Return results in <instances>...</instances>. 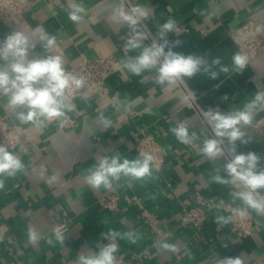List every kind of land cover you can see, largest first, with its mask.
Wrapping results in <instances>:
<instances>
[{"label":"crops","instance_id":"1","mask_svg":"<svg viewBox=\"0 0 264 264\" xmlns=\"http://www.w3.org/2000/svg\"><path fill=\"white\" fill-rule=\"evenodd\" d=\"M32 2L31 10L18 22L0 20V39L14 31L33 36L39 25L45 33L55 36L56 50L63 56L66 70L77 66L83 58L108 55L115 56L121 68L109 78L108 94L88 99L68 97L74 110L67 117L74 124L67 127L60 121L46 127L21 124L7 107L6 98L0 97V117L5 115L9 122L27 129L20 145L12 150L24 163V169L13 177H0L4 179V188L0 189V225L8 228L0 240V264H74L78 254L107 243L100 234L110 229L138 234L135 244L126 239L117 241L122 264H216L221 257H239L241 264H264V215L247 209L253 216L254 231L243 237L237 235L228 214L218 209L207 211L199 227L181 222L183 211L195 204L196 192L223 199L236 208L245 207L230 194L234 191L230 186L211 182L214 170L223 161L209 160L200 153L203 139L211 135L202 113L210 106H219L225 112L239 109L256 92L264 90V53L247 63L240 74L230 71L211 80L200 73L173 86H161L155 82L154 70L136 76L122 66L126 55L137 52H124L128 27L111 19L118 0ZM72 2L83 4L86 9L78 24L68 19V5ZM125 3L149 10V19L143 21V30L149 33L145 43L156 37L160 24L172 19L177 28L167 38L183 41L175 51L205 55L209 63L219 57L230 69L232 56L240 53L231 38L233 29L253 16L264 21V0ZM32 54H43L39 43ZM218 67L214 70L218 71ZM225 93L229 99L221 101ZM101 116L110 121L107 129ZM262 116L264 112H259L253 122ZM182 121L189 125L190 133L198 135L192 145L180 143L170 131ZM244 131L250 143L239 146L238 151H255L264 157V134L252 125L245 126ZM143 132L154 134L162 146L164 163L158 171L154 169L151 177L139 181L122 176L110 189H93L85 183V170L101 156L119 152L129 159L135 158V137ZM54 173L58 179L49 184L48 178ZM110 192L121 197L115 213L101 206L102 196ZM133 197L158 214L168 236L158 239L139 220L137 207L127 200ZM217 217H224L226 222H216ZM61 223L68 227L63 232V243L57 242L53 233ZM30 227L40 234L35 244L29 240ZM163 243L175 248L164 249Z\"/></svg>","mask_w":264,"mask_h":264},{"label":"clouds","instance_id":"2","mask_svg":"<svg viewBox=\"0 0 264 264\" xmlns=\"http://www.w3.org/2000/svg\"><path fill=\"white\" fill-rule=\"evenodd\" d=\"M85 12L83 4L72 2L68 5V19L73 23L78 24ZM149 16V10L145 6L128 7L125 0H118L112 9V21L126 24L129 30L124 38V52H137L136 55H126L122 61V66L133 75L139 76L145 71L154 70L155 82L170 87L182 82L184 78L191 79L200 73L216 80L221 73L229 74L231 71L240 74L246 68L247 57L240 53L232 56L230 69L222 64L219 57L209 63L205 55L175 51L182 46L183 41L167 38L177 28L176 21L172 19L160 24L156 37L151 39V43H145L149 40V33L143 30L142 25ZM33 36L23 31H14L0 39V97L6 98L7 107L15 112L16 119L21 124L46 127L53 121L62 123L67 119V113L74 110V106L68 103V97L84 86L85 79L66 70L64 58L56 50L55 36L45 33L39 25ZM37 43L42 49L41 55L32 54ZM216 66H219L218 71L214 70ZM192 96L194 98L195 93ZM220 99L228 101L229 96L225 93ZM259 112H264V90L256 92L239 109L225 112L219 106H210L202 113L211 135L203 139L200 153L209 160L223 161L210 179L213 183L234 189L230 194L245 206L234 210L240 216H245L247 209L253 210L257 215H264V157L255 151H238L239 146L250 143L244 128L252 125ZM100 119L105 129L110 127V121L103 116ZM170 131L185 145H192L198 139L197 133H190L189 125L183 121ZM24 167V163L14 152L0 145V177H13ZM154 169L158 171V166L154 164V158L150 154L139 152L135 158L129 159L116 152L97 159L85 170L84 180L93 189H110L113 182L119 181L122 176L145 180L152 176ZM57 179L58 174L54 173L47 182L51 184ZM3 188L4 179H0V189ZM216 222L226 221L224 217H217ZM53 233L57 242H64L61 227H55ZM28 236L33 244L40 238V234L32 227L28 230ZM100 237L108 242L96 250L78 254L74 264H122L117 241L126 239L135 244L139 238L138 234L131 231L121 233L115 229L101 232ZM161 246L164 249L175 248L168 243ZM222 247H227V244H222ZM216 264H241V259L221 257L216 260Z\"/></svg>","mask_w":264,"mask_h":264},{"label":"built area","instance_id":"3","mask_svg":"<svg viewBox=\"0 0 264 264\" xmlns=\"http://www.w3.org/2000/svg\"><path fill=\"white\" fill-rule=\"evenodd\" d=\"M32 3V0H0L1 22H18L23 14L31 10ZM142 26L143 28L145 27L144 25ZM231 38L237 45L240 53L247 57V63H249L256 56L264 53L263 19L259 16H253L233 29ZM120 68V61L113 55L83 58L77 66L67 70L85 79L84 86L69 95V98L81 97L88 99L93 96L108 94V80ZM61 124L67 127L74 124V120L67 117ZM252 126L260 134H264V116L255 120ZM26 134L27 129L25 127L9 122L5 115L0 117V145L6 146L9 151L17 148ZM135 139L136 151L153 156L154 164L160 168L164 163L163 150L154 134L143 132L140 137H135ZM120 199L121 197L116 192L106 193L101 198V206L103 209L115 213L119 209L118 204ZM127 200L137 207V217L143 224L150 227L158 239L169 235V232L165 231L161 226L160 217L156 212L146 208L137 197L127 198ZM214 209L228 214L231 225L239 237L253 233V216L249 210H247L245 216H240L234 211L238 208L229 205L223 199L205 196L200 192H196L195 194V204L183 211L181 222L183 225L191 224L199 227L206 219L207 211ZM57 227H61L63 232L68 229L65 223H61ZM7 231L8 228L5 225H0V240L3 239ZM16 263L18 264L19 261H16Z\"/></svg>","mask_w":264,"mask_h":264}]
</instances>
